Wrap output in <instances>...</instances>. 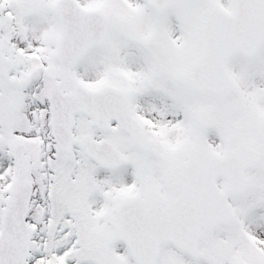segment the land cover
<instances>
[{"label":"snow or ice","instance_id":"obj_1","mask_svg":"<svg viewBox=\"0 0 264 264\" xmlns=\"http://www.w3.org/2000/svg\"><path fill=\"white\" fill-rule=\"evenodd\" d=\"M0 264H264V0H0Z\"/></svg>","mask_w":264,"mask_h":264}]
</instances>
